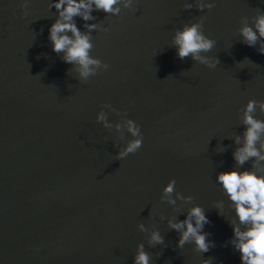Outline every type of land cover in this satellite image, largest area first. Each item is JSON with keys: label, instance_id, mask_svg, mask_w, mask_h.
Here are the masks:
<instances>
[{"label": "water", "instance_id": "95a60500", "mask_svg": "<svg viewBox=\"0 0 264 264\" xmlns=\"http://www.w3.org/2000/svg\"><path fill=\"white\" fill-rule=\"evenodd\" d=\"M21 3L0 0V264H132L139 243L149 264H240L228 242L235 213L216 174L253 167L254 158L238 165L232 153L244 103L264 100V54L239 28L264 0H214L206 9L195 0H134L117 15L74 17L82 31L98 26L90 55L108 65L86 81L52 51L50 0ZM201 17L215 41L202 53L218 58L212 68L179 58L171 42ZM105 103L140 125V147L123 158V117L105 109L111 126L95 119ZM253 115L264 119L258 106ZM169 178L175 203L161 199ZM193 204L212 241L203 253L191 240L177 247L179 232L168 225ZM153 230L162 244L150 241Z\"/></svg>", "mask_w": 264, "mask_h": 264}, {"label": "clouds", "instance_id": "9594fccd", "mask_svg": "<svg viewBox=\"0 0 264 264\" xmlns=\"http://www.w3.org/2000/svg\"><path fill=\"white\" fill-rule=\"evenodd\" d=\"M27 2L28 0H22L21 7ZM133 3L134 0H50L49 7L56 9V18L48 27V39L52 51L61 53V59L65 63L74 65L79 78L86 81L98 69H106L108 65L99 57L90 55L93 46L90 32L98 26L95 23H83L82 27L88 31H82L77 27L74 17L78 16L84 22L90 21L93 19L94 9L117 15L121 12V7L131 8ZM213 3L214 0H195V7L211 8ZM183 6L188 8L193 5L191 2H186ZM202 19L201 17L199 20L184 23L175 29L171 42L179 58L190 55L194 61L212 68L219 63V60L202 55L215 43L201 30ZM239 33L247 45H258L257 50L264 54V11H258L251 24L242 23ZM257 106L261 112H264V100L249 98L244 103L242 123L245 127L242 135L235 137L238 146L232 153L238 165L249 158H254L253 167L228 168L216 174V181L231 202L235 213V221L231 222L232 236L228 242L234 251L239 252L240 264H264V170L256 164L258 161H264V119L253 115ZM105 109L122 116L123 127L129 133L128 140L117 151L116 157L123 158L129 153H134L142 143L140 125L126 115H121L111 104L105 103L95 116V119L102 122L105 127L111 126ZM115 127L121 128V123L117 122ZM174 191H176L175 179L169 178L162 188L161 199L175 203L171 195ZM176 198L192 199L190 195L182 197L179 192H176ZM217 206L219 207V202ZM206 222L207 217L199 204H193L188 208L183 220L170 219L169 227L179 232L177 247H182L191 240L196 250L201 253L207 252L212 241L206 239L207 234L202 231ZM138 227L144 229L143 224H139ZM149 239L152 243H163V237L158 230L151 231ZM149 259V253L145 251L144 245L137 244L132 264H149ZM200 264H211V258L202 259Z\"/></svg>", "mask_w": 264, "mask_h": 264}]
</instances>
